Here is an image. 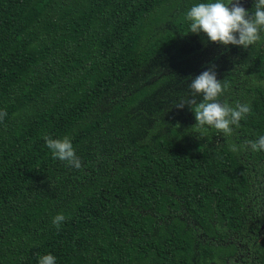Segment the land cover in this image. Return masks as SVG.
Returning <instances> with one entry per match:
<instances>
[{
  "label": "trees",
  "instance_id": "16d2710c",
  "mask_svg": "<svg viewBox=\"0 0 264 264\" xmlns=\"http://www.w3.org/2000/svg\"><path fill=\"white\" fill-rule=\"evenodd\" d=\"M200 2L0 0V264H264V150L247 143L264 135V32L247 49L191 33ZM211 64L218 100L251 113L197 138L176 105Z\"/></svg>",
  "mask_w": 264,
  "mask_h": 264
},
{
  "label": "clouds",
  "instance_id": "9594fccd",
  "mask_svg": "<svg viewBox=\"0 0 264 264\" xmlns=\"http://www.w3.org/2000/svg\"><path fill=\"white\" fill-rule=\"evenodd\" d=\"M186 19L190 21L191 33L202 32L211 42L225 46H243L247 49L257 43L261 39V32H264V0H255L251 13L241 5L240 0H205L191 6L186 13ZM215 68V64H211L195 76L188 85L192 95L176 105L177 108L188 105L193 110L196 123L192 128L199 133L197 138L204 136L207 132L206 126H211L225 136L231 135V126L239 127L241 119L251 113L248 104L237 103L235 107H231L218 100L224 86L217 79ZM197 96L203 97L199 103ZM6 115V111L0 112V119ZM44 139L53 159L65 161L76 169L81 168V161L76 156L69 137L53 139L45 136ZM247 143L253 151L264 150V135ZM232 150H237L234 145ZM64 220L65 216L59 213L52 219V223L59 229ZM38 264H56V257L51 253L40 255Z\"/></svg>",
  "mask_w": 264,
  "mask_h": 264
},
{
  "label": "rangeland",
  "instance_id": "374dc122",
  "mask_svg": "<svg viewBox=\"0 0 264 264\" xmlns=\"http://www.w3.org/2000/svg\"><path fill=\"white\" fill-rule=\"evenodd\" d=\"M244 1L245 0H240V3H241L242 6L244 5ZM225 2H226V0H225ZM234 2H235V0H234ZM261 51L264 54V46L261 47ZM262 231L264 232V223H263V226H262Z\"/></svg>",
  "mask_w": 264,
  "mask_h": 264
}]
</instances>
